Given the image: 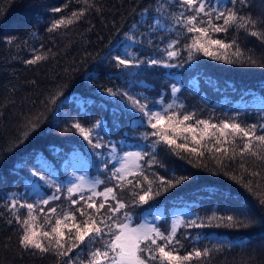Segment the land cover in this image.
Masks as SVG:
<instances>
[{
	"label": "trees",
	"instance_id": "1",
	"mask_svg": "<svg viewBox=\"0 0 264 264\" xmlns=\"http://www.w3.org/2000/svg\"><path fill=\"white\" fill-rule=\"evenodd\" d=\"M94 2L101 11L92 10L73 25L49 32L50 21L62 15L70 16L83 5L78 0H0V264H63L67 259L58 262L54 253L34 254L23 250L19 245V225L7 203L11 194L22 196L29 203L35 202L30 190L37 182L48 195L53 192L60 197L44 206L45 211L49 207H56L58 211L77 207L70 204L66 188L59 185L61 191L56 192L54 185L32 175L33 171L43 169L45 176L50 177L49 174L56 171L62 179L68 172V159L76 153L87 156L91 173L101 165L95 152L106 148L93 150L78 133L67 131L72 121L79 120L85 127L96 120L103 121L100 135L105 142H115L121 151L139 143L144 144V151H153L151 145L155 137L144 140L141 136L152 129L132 125L141 114L131 110L125 97L110 96L106 89L126 91L138 99L147 97L150 108L161 99L164 103L178 101L184 104L182 112L195 113L196 118L211 122L231 121L236 117L242 126L264 123V40L244 30L229 29L227 33L213 34L214 39L225 43L235 39L242 58L250 56L257 61L255 64L228 63L203 53H196L194 59L189 60L183 45L190 40L180 26H176L180 29L176 32L150 29L158 7L156 0ZM249 3L251 6L243 12L251 13L255 19L264 18V0H249ZM54 7H61L63 11L52 13ZM145 8L149 12L142 16ZM165 8L163 15L168 19L170 14L180 11L178 3L175 7L165 4ZM133 24L138 26L137 41L142 39V43H133L125 36V33L132 34ZM259 27L264 28V25ZM8 37H14V43L8 44ZM172 39L180 40V55L170 61L180 65L178 67L141 64L123 69L117 68L111 59L119 54L114 50L117 45L121 49L127 45L141 60L164 59L163 49ZM33 50H50L49 58L36 65L25 64L24 61L35 54ZM233 52L234 49H229L219 54L236 59ZM173 83L181 89L175 96L170 89ZM61 92L63 95L50 103L51 98ZM31 124H36L34 130ZM25 132L29 133L26 139L23 138ZM257 134H260L259 129ZM20 140L23 142L17 146ZM218 159H223V165ZM155 160L150 168L145 166V174L153 179L154 188H158L157 175L166 180L187 179L162 191L148 205L136 208L134 217L161 208L165 213L162 219L166 221L171 209L187 206L191 211L190 219L206 221L215 213L237 216L244 223L251 221L247 228L182 227L177 234L183 245L180 252L184 254L193 246L201 249L221 246L222 250L213 251L206 264H264V209L254 194L264 192V164L246 157V166L260 172V176L254 177L240 169L239 158L231 161L208 153L202 158L188 153L177 155L165 144L156 145ZM112 166L110 163L109 169ZM109 174V171L97 173L105 181L98 186L99 191L114 183L108 179ZM249 182L252 192L245 186ZM119 195L126 201L131 199L128 190ZM72 198L78 199V195ZM19 211L21 217L26 215V209ZM40 217L43 218V214ZM198 235L203 238L195 241ZM100 246L97 243L93 247ZM90 250V244L82 245L80 250H74L72 258L77 264L80 261L87 264Z\"/></svg>",
	"mask_w": 264,
	"mask_h": 264
},
{
	"label": "snow or ice",
	"instance_id": "2",
	"mask_svg": "<svg viewBox=\"0 0 264 264\" xmlns=\"http://www.w3.org/2000/svg\"><path fill=\"white\" fill-rule=\"evenodd\" d=\"M156 2L158 7L155 9L156 16L152 25L149 26L150 29L170 32L182 29L188 34L187 39L190 40L189 43L183 45L189 60L194 59L196 53H203L205 56L224 59L228 63H257L250 56L247 59L242 58L243 53L235 39L230 43H225L224 40L213 38L214 33H227L229 29H235L244 30L249 35L264 40V28L259 27V25H264V18L255 19L251 13L243 12V9L251 6L249 0H175V3L170 4L168 0H156ZM78 3L83 6L73 11L70 16L62 15L50 21L47 30L49 32L59 31L61 28H67L82 20L92 10L101 11L94 0H78ZM177 3L180 11L170 14V19L164 17L163 14L167 10L165 4L175 7ZM229 4L231 7L228 6ZM51 11L61 13L63 9L54 7ZM148 12L149 9L145 8L141 15H146ZM177 25L180 29L176 28ZM137 27V24H133L132 34L125 33V36L133 43H142V39L137 41L135 31ZM14 41V37L6 38L8 44ZM179 45V39H172L163 49L164 59L147 60H141L138 55L134 56L128 50L127 45L123 49L117 45L114 50L119 54L111 56V59L117 68L123 69L136 68L141 64L166 68L178 67L180 65L170 63V61L180 55ZM229 49H234L232 55L236 59L219 54L221 51L226 53ZM33 51L35 54L32 58L25 60V64L36 65L49 58L50 50ZM170 89L173 96L181 90L176 83H173ZM106 92L113 97H125L131 105V110L141 114L138 121H132V125H146L152 129L151 132H144L141 136L144 140L155 137L151 145L153 151H128L119 155L116 143L105 142L103 136L100 135L104 128L103 121L96 120L89 127H85L79 120L72 121L67 131L78 133L93 150L104 148L108 150L106 153L95 152V155L100 158L104 171L109 170V164L112 161H116L119 165L118 167L113 165L108 177L114 183L99 191L98 186L105 184V181L96 179L88 184L87 195L84 194L82 183H72L67 187L68 199L71 205L77 207H70L63 211H58L56 207H49L45 211L44 206L60 198L55 194L33 203H29L22 196L11 194L7 207L14 221L19 225V245L23 250L32 251L34 254L36 252L54 253L58 262L66 257L63 264H77V260L72 258L74 250H80L82 245L87 247L89 244L97 243L101 246L93 247L88 251L87 264H206L207 258L212 255L213 251L222 250L221 246L204 247L203 249L193 246L190 251L181 254L180 250L183 245L177 238V234L182 227L186 229L247 228L251 226V221L244 223L237 216H223L215 213L207 217L206 221L202 218L186 221L182 217H177L172 220L168 229L162 231L156 223L161 220L160 215L153 216L151 220L147 215H143L142 222L134 225L133 213L136 208L148 205L162 191H167L168 188L187 179V177H180L175 180H166L163 176L157 175L158 188H154L153 179L145 174V166L150 168L157 162L155 147L165 144L177 155L188 153L191 156L202 158L208 153L214 158L222 157L231 161L239 158V167L243 172L254 177L260 176L259 171L246 166V157L250 156L257 163L264 164V123L242 126L236 117H233L231 121L220 120L218 123H213L210 120L196 118L195 113L182 112L183 103L173 101L162 110H153L149 107L147 97L138 99L126 91L114 92L111 88L106 89ZM61 95H63L62 92L57 93L51 98L50 103H55ZM155 103L162 104L163 100L154 102V105ZM174 108L175 111H173ZM161 121L165 123L162 124ZM35 127L36 124H31L33 130ZM258 129L260 134H257ZM28 134V132L23 133V138L26 139ZM22 142L23 140L18 141L17 146ZM145 157L148 159L146 160ZM217 162L223 165V159H218ZM42 171H33L32 175L54 185L56 192H60L61 187L56 185V182L49 176L42 175ZM231 178L236 179L235 176ZM79 179L83 181V177ZM245 186L250 192L253 191L251 182ZM125 190L131 192L130 201L120 198L119 193ZM74 194L78 195V199L72 198ZM254 194L259 197V205L264 209V192L257 191ZM20 209L27 210L25 216L21 217ZM40 214H43L42 223L39 222ZM245 219L248 217L246 216ZM12 222L13 220H9V223ZM202 238L198 235L194 240L200 241ZM240 243L244 242L240 241ZM229 246H232L231 243ZM79 264H84V262L80 261Z\"/></svg>",
	"mask_w": 264,
	"mask_h": 264
},
{
	"label": "rangeland",
	"instance_id": "3",
	"mask_svg": "<svg viewBox=\"0 0 264 264\" xmlns=\"http://www.w3.org/2000/svg\"><path fill=\"white\" fill-rule=\"evenodd\" d=\"M167 17V16H165ZM107 94V93H106ZM160 101V100H159ZM169 103H173V101L169 102ZM169 103H155V105H151V108L153 110H162L163 108H165L167 106V104ZM176 103H179L178 101ZM220 120H214L213 123H218ZM161 123H165V121H161ZM144 148V144L143 143H139L137 145H133L131 148L125 149L123 151H121L117 146V153L119 155H122L123 152H135V151H140L143 150ZM108 150L105 149L104 151L102 150V153H106ZM101 152V150L99 151ZM105 158H107L105 156ZM68 172L67 174L64 176V178H60L59 177V173H57L56 171H53V174H49L50 177H52L55 182H57V185L63 186L64 188L67 189L68 186H70L72 183H82L83 187H84V194L87 195L88 194V184L96 179L101 180L100 176L97 175V173L104 171L103 170V165L101 164L98 169L94 172L91 173V168H90V160L87 158V156L82 155L81 153H76V154H72L70 156V158L68 159ZM112 164L115 166H119L116 161H112ZM113 167V166H112ZM112 167L108 170L109 172L111 171ZM45 175V174H42ZM83 177V181H81L79 178ZM33 188L30 190L34 195H35V202L39 199H41L39 197V195L44 198L47 199L48 197L52 196L54 193L51 192L50 195H48L45 190L43 189V187L39 184V183H33L32 184ZM104 188V187H103ZM102 191V190H101ZM56 195V194H55ZM58 196V195H57ZM143 215H147L149 220L152 219L153 216L156 215H160L162 218L165 216L164 211L160 208V209H152L150 211L147 212H142L141 215H137L136 217H134L133 220V224H138L142 222L143 219ZM177 217H182L184 220H191V211L187 206H181V207H176L170 210L169 213V219L168 220H164L161 218L160 221H156L157 225L161 228V230H166L170 227V224L172 222V220L174 218ZM161 221H164L165 223H162ZM40 223L43 222V218L40 219L39 221ZM161 223V224H160ZM163 228V229H162ZM93 248L94 245L90 244ZM88 249V248H87Z\"/></svg>",
	"mask_w": 264,
	"mask_h": 264
}]
</instances>
